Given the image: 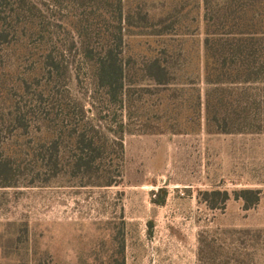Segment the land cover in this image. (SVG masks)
Listing matches in <instances>:
<instances>
[{
	"label": "rangeland",
	"instance_id": "1",
	"mask_svg": "<svg viewBox=\"0 0 264 264\" xmlns=\"http://www.w3.org/2000/svg\"><path fill=\"white\" fill-rule=\"evenodd\" d=\"M204 15L203 0H0L9 87L35 112L25 119V144L57 160L54 171L43 162L0 187V261L264 264V131L220 132L202 107L195 131L170 132L158 122L174 101L161 102L144 68L155 58L173 63V84L197 77L204 100ZM107 47L126 68L113 100L91 79ZM235 87L245 92L238 110L257 93L260 111L239 118L240 127H264V84ZM180 111L186 122L190 111ZM38 126L58 132L37 139ZM91 129L105 134L78 142ZM90 150L94 176L76 166ZM102 173L114 183L101 184ZM246 189L260 192L250 209L234 197ZM213 191L230 199L223 204Z\"/></svg>",
	"mask_w": 264,
	"mask_h": 264
},
{
	"label": "trees",
	"instance_id": "2",
	"mask_svg": "<svg viewBox=\"0 0 264 264\" xmlns=\"http://www.w3.org/2000/svg\"><path fill=\"white\" fill-rule=\"evenodd\" d=\"M203 4L206 34L203 68L204 82L207 85L206 97L204 100L202 99L200 89L197 87L199 84L197 77L193 79L188 77L184 82L176 85L173 84L174 80L170 77L174 75L173 63L169 64V61L165 62L159 58L146 62L144 65L146 76L155 83L161 92V102L163 96L165 99L170 97V102L174 101L170 103L172 110L169 113L172 115L167 116L164 120V115H162L158 123L164 125L165 121L168 124V130L173 133L195 131L190 128L200 125L202 122L201 110L204 107L206 109V124L214 126L220 132H262L264 127H259L257 121L253 128L240 127L245 122L239 118L248 119V115L250 116L252 112L255 115L260 111L257 109L259 105L253 104V99L257 100V93L253 98L250 95L249 104L246 103L238 110L237 102L245 96V92L238 90L235 86L250 83L264 84V0H203ZM4 34V31H0V37ZM117 34H119L117 37L121 39L120 31ZM165 48L168 49L169 45H166ZM90 69L91 79L97 89L103 93L104 97L107 94V100H113V97L118 94V90H121L120 87L124 85L125 64L119 62L114 50L107 47L103 58L97 63H91ZM10 75L12 72L7 68L6 60L0 54V187L16 186L17 180L21 176L27 175L28 171H41L40 169L44 166L43 162L52 171L57 166L56 156L53 152L43 153L42 150H34L25 144V135L28 131L25 119L27 115L31 117L35 112L29 108L25 110V106H21V103L17 102L9 87ZM178 99H184V101H178ZM180 107H187L190 111L186 122L182 121V112H178ZM218 116H222V119H219ZM184 125L189 128H180ZM48 132H53L55 137L58 131L52 127L38 126L37 139L49 137L44 136V134H50ZM155 132L160 131L155 130ZM100 133L105 134L96 129L82 131L78 142H83L87 136L90 140H101ZM116 134L119 132L117 131ZM119 146L124 147L122 141L119 142ZM40 156L41 158H39ZM86 156L78 157L76 166L84 167L89 176H94L93 164L98 157L92 155L91 150L87 152ZM100 178L103 185L109 186L114 183L105 173H102ZM209 194L205 193V195ZM216 194L222 196L223 204L230 199L227 191H213V195ZM249 194L256 195L255 201H250ZM259 194L258 190L246 189L235 191L234 197L242 199L245 209H250L257 203ZM205 200L210 207H215L212 200ZM0 246L3 248V245ZM31 253V250H27V258ZM8 256L2 249L1 257L5 259ZM18 262V264H23L22 261L18 260ZM0 264L12 263L0 261ZM27 264L29 263L27 262Z\"/></svg>",
	"mask_w": 264,
	"mask_h": 264
}]
</instances>
